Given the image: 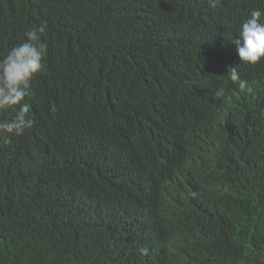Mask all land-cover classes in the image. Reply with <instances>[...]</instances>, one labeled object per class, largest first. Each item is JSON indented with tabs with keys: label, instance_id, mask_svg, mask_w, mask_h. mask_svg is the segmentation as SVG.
Masks as SVG:
<instances>
[{
	"label": "trees",
	"instance_id": "trees-1",
	"mask_svg": "<svg viewBox=\"0 0 264 264\" xmlns=\"http://www.w3.org/2000/svg\"><path fill=\"white\" fill-rule=\"evenodd\" d=\"M256 8L0 0V58L47 23L35 123L0 135V264H264V59L231 40Z\"/></svg>",
	"mask_w": 264,
	"mask_h": 264
},
{
	"label": "clouds",
	"instance_id": "clouds-1",
	"mask_svg": "<svg viewBox=\"0 0 264 264\" xmlns=\"http://www.w3.org/2000/svg\"><path fill=\"white\" fill-rule=\"evenodd\" d=\"M219 0H209L211 7H216ZM47 32V23L42 22L24 32L23 38L0 58V111H12L8 119L0 120V135L20 136L31 129L35 123L29 117L30 106L27 102L31 93V81L43 69V60L47 54V44L42 36ZM235 45L239 63L254 65L264 59V12L259 8L251 10L238 27L236 38H231ZM229 80L240 90L251 92L247 81L240 77L237 67L227 71ZM225 89L218 88L214 99L225 98ZM55 113L54 104L49 107ZM147 254V248L140 249Z\"/></svg>",
	"mask_w": 264,
	"mask_h": 264
}]
</instances>
